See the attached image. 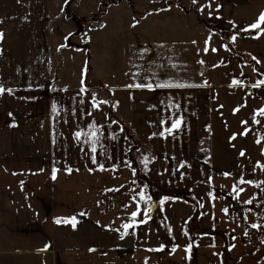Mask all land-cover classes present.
I'll use <instances>...</instances> for the list:
<instances>
[{
	"label": "crops",
	"instance_id": "obj_1",
	"mask_svg": "<svg viewBox=\"0 0 264 264\" xmlns=\"http://www.w3.org/2000/svg\"><path fill=\"white\" fill-rule=\"evenodd\" d=\"M203 8L208 23L214 27L210 32L211 42L203 54L204 69L175 71L170 66L161 72L153 67L147 75L139 68L136 73L132 71L131 80L118 85V89L115 85L105 86L107 91H118L102 93L100 109L92 108L89 100L88 107L77 109L76 115L66 110L56 112L52 116L55 122L52 128L47 123L51 118L49 113L42 119L36 117L32 126L31 115L24 120L22 137L4 128L0 119V190L6 197L5 204L0 202V212L5 209L6 221L10 219L11 224L17 225L23 220L68 217L73 231H78L79 224H85L86 239L94 237L91 232L101 231L122 237V243L115 246L112 243L80 245L77 248L85 251L67 254V264H109L116 260V264H264V226L243 227L241 220H236L237 224L232 226L229 239L217 231L199 243L190 240L191 237L186 242L170 245L165 241L142 242L141 239L132 245L128 243L130 238L125 240L139 235L138 222L152 221L150 209L146 207L151 202L160 213L167 218L170 216L162 203L174 195L170 185L183 186L190 176L198 183L204 178L206 183L203 184L210 187L201 191L198 198L212 202L210 216L217 220V204L225 189L220 187L221 170L251 169L254 162L258 169L264 168L261 167L264 165V115L260 113L264 109V84L260 83L264 81V23L259 28L251 27L264 14V0H203ZM200 58L198 53L197 59ZM253 60L262 71L255 67ZM237 91L246 92L250 102L244 100L233 107L229 101L232 95L237 98ZM109 99L114 104L113 112L109 110ZM84 102V99L77 101L80 105H85ZM228 102L232 104L230 109L225 107ZM96 103L98 101L93 99V104ZM239 108L244 113L240 120ZM79 112L83 114L82 124L69 127L68 121L71 117L80 118ZM254 115L255 127L248 129L245 122L248 118L254 122ZM108 119L116 121H111L113 128ZM241 124L242 128L238 129ZM93 129L97 137L100 133H115L126 146L123 150L108 147L105 153L108 159L94 155L82 162L63 161L66 154L56 143L57 137L59 142L60 137L91 138ZM79 131L84 133L80 135ZM239 135L251 137L249 151L247 145L242 151L237 148ZM255 136L257 146L254 148ZM14 143L21 145L20 150H15ZM34 144L37 145L36 161L30 159ZM100 144L94 141L92 146L97 151ZM254 149L258 153L256 161ZM46 155L52 159L51 163L46 161ZM165 169L166 174L161 172ZM174 169L176 173L169 172ZM200 170H211V173ZM161 174L166 177L164 181L157 178ZM232 174L224 175L231 181ZM43 201L52 209L49 216ZM236 212L234 210L230 216ZM133 213L138 215L133 218ZM213 220H209L210 223ZM5 224L0 220V232ZM126 224L132 226L124 228ZM169 225L173 227L172 223ZM50 230L55 232L54 223ZM253 231L261 232L262 236L244 238L240 235ZM27 241L26 248H45L37 240ZM6 247L23 245L11 241Z\"/></svg>",
	"mask_w": 264,
	"mask_h": 264
},
{
	"label": "rangeland",
	"instance_id": "obj_2",
	"mask_svg": "<svg viewBox=\"0 0 264 264\" xmlns=\"http://www.w3.org/2000/svg\"><path fill=\"white\" fill-rule=\"evenodd\" d=\"M213 28L206 19L203 0H0V33H3L0 39V88L4 89L0 94V119L5 124L4 128L22 137L24 120L31 115L32 126L36 117L42 119L43 115L49 113L52 119L47 123L52 128L55 123L52 116L56 112L66 110L76 115L77 109L88 107L89 100L92 108L96 106L100 109L104 98L102 93L118 91H107L105 86L115 85L118 89V85L131 80V72L136 73L139 68L147 75L153 67L158 71L170 69V66L175 71L183 68L194 71L204 69L206 62L203 54L211 42L210 32ZM198 53L201 54L199 60ZM237 93V98L232 95L234 100L229 101L233 107H238L236 104L244 100L250 102L246 92ZM80 99L85 100V105L77 103ZM93 99L98 103L93 104ZM108 102L111 112L114 104L112 99ZM229 102L225 103V107L230 109L232 104ZM237 111H240V120L244 113L240 108ZM79 117H71L69 127L82 124L84 118L80 112ZM113 122L110 124L112 128ZM253 123H256V116L254 122L248 118L245 126L250 129ZM239 128H242V124ZM86 129H89L88 125ZM87 132L90 134V131ZM96 132L93 129L91 138H78V135L73 138L60 137V142L58 136L56 143L66 154L63 161L82 162L94 155L99 159H108L105 154L108 147L109 150H123L126 146L113 132L112 135L100 133L98 137L94 136ZM79 133L81 135L84 132ZM237 138L239 151L244 150L246 145L249 151L251 137L239 135ZM94 141L101 142L97 151L92 146ZM252 143L255 148L256 136ZM20 146L19 143L13 145L15 150H20ZM33 148L35 150L30 153V159L36 161L37 145L34 144ZM93 149L95 151H91ZM253 155L256 161L258 153L255 149ZM46 158L47 162H52L49 155ZM167 171L161 170L164 174ZM173 171L177 172L175 169L169 170ZM200 171L211 173V170ZM228 172L234 173L231 181L224 175ZM221 173L220 187L225 189L221 194L222 200L217 204V220L210 216L212 202L200 201L198 198L199 193L210 186L203 184L204 178L202 183H198L190 176L183 186H169L174 195L171 194L162 203L171 217L167 218L160 213L151 202L146 207L150 209L152 221L138 222L136 227L139 235L135 239L132 235L125 240L130 238L128 243L132 245L140 239L142 242L165 241L174 244L186 242L191 237L190 240L199 243L202 238H209L211 233L217 231L229 239L232 226L237 224L236 220H241L243 227L264 226V168L258 169L254 162V168L223 169ZM157 178L164 181L166 177L161 174ZM178 187L179 191L175 192ZM1 201L6 203L2 190ZM43 203L46 215H51L52 209L47 207V202ZM234 210L237 211L236 215L230 216ZM4 211L0 212V220L6 222L3 232H0V264H67V254L75 253V250L76 253L85 251L77 248L80 245L101 246L112 243L115 246L122 243L120 235L102 231L91 232L94 237L86 239L85 224L81 226L78 223V231H73L68 217H49L46 221L23 220L13 225L10 219L5 220L7 217ZM57 220L61 222L57 223ZM209 220H213L212 223ZM52 223L54 233L50 230ZM73 228L75 230V226ZM211 228L214 231L211 232ZM240 235L251 238L262 236V233L253 231ZM25 240H37L45 248H26ZM11 241L23 247H6ZM116 261L109 264H116Z\"/></svg>",
	"mask_w": 264,
	"mask_h": 264
},
{
	"label": "snow or ice",
	"instance_id": "obj_3",
	"mask_svg": "<svg viewBox=\"0 0 264 264\" xmlns=\"http://www.w3.org/2000/svg\"><path fill=\"white\" fill-rule=\"evenodd\" d=\"M262 23H264V14H261V16L258 18V22L256 23V24H253L251 27L252 28H259L260 27V25L262 24ZM262 31H264V29H262ZM3 38V33H0V39H2ZM238 83V82H237ZM260 83L261 84H264V81H260ZM142 85H136V87H141ZM159 86H161V87H163V86H165V85H159ZM167 86H171V85H167ZM148 87H151V85H148ZM10 91V90H9ZM4 92V89H2V88H0V94H2ZM260 113H261V115H264V109H261L260 110ZM258 122V121H257ZM174 127H175V125H174ZM245 135L247 134V133H244ZM259 142V141H258ZM93 151H95V149H93ZM241 155H243V153H241ZM261 167H264V165H261ZM241 183H244V181L243 180H241ZM248 183H252L251 181H248ZM257 186H259V185H257ZM141 196L143 197V194H141ZM252 201H248L247 203H251ZM133 215V218H135L137 215H138V213H133L132 214ZM74 219V218H73ZM57 223H60L61 221L60 220H57L56 221ZM73 226H75V224H73ZM132 225H128V224H126V225H124V228H129V227H131ZM253 227H258V225H253Z\"/></svg>",
	"mask_w": 264,
	"mask_h": 264
},
{
	"label": "trees",
	"instance_id": "obj_4",
	"mask_svg": "<svg viewBox=\"0 0 264 264\" xmlns=\"http://www.w3.org/2000/svg\"><path fill=\"white\" fill-rule=\"evenodd\" d=\"M261 29H262V28L258 29L257 31H260ZM253 64L255 65V67H256L258 70L262 71L261 66L259 65V63H258L256 60H253Z\"/></svg>",
	"mask_w": 264,
	"mask_h": 264
}]
</instances>
